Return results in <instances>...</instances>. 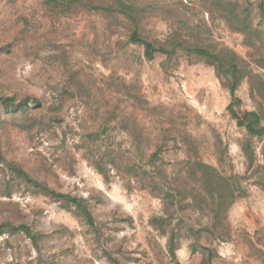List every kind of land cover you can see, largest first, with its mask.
<instances>
[{
    "label": "rangeland",
    "instance_id": "1",
    "mask_svg": "<svg viewBox=\"0 0 264 264\" xmlns=\"http://www.w3.org/2000/svg\"><path fill=\"white\" fill-rule=\"evenodd\" d=\"M109 1L0 0V46L13 45L10 53L0 55V94L42 102V108L28 118L3 117L0 141L5 158L59 192L84 197L97 226L93 230L73 210L14 179L0 163V220L25 223L43 234L37 246L22 232L0 234V264H112L106 251L121 264L202 263L201 252H192L195 239L189 227L199 229L208 217L188 201L165 206L114 167L113 161L141 158L145 163L147 158L115 121L112 110L120 94L112 78L181 113L179 118L197 139L204 161L225 174H243L247 168L241 149L245 130L227 110L230 94L214 66L185 52L146 59L142 46L128 42L126 22L94 6ZM142 1L161 8L143 19L142 31L148 39H168L176 22L188 41L212 50L231 49L246 62V69L264 80V69L253 62L254 49L224 21L212 19L201 0ZM259 93L252 95L245 78L237 89L242 100L237 110L258 109L264 104ZM56 101H63L60 120L51 123L48 118ZM104 120L107 132L100 129ZM92 131L101 135L90 140L87 135ZM173 137H166L161 154L168 167L183 156ZM218 137L226 150L222 161ZM254 141L257 160L264 163L263 143ZM100 157L110 170L108 182L92 165ZM7 181L10 195H6ZM160 216L167 217L169 229L178 226V262L168 252V234L151 223ZM229 220L231 239L218 241L204 233L198 245L217 249L213 264H262L256 249L264 250V191L248 184V195L234 203Z\"/></svg>",
    "mask_w": 264,
    "mask_h": 264
},
{
    "label": "trees",
    "instance_id": "2",
    "mask_svg": "<svg viewBox=\"0 0 264 264\" xmlns=\"http://www.w3.org/2000/svg\"><path fill=\"white\" fill-rule=\"evenodd\" d=\"M44 1L49 4L53 0ZM201 4L212 19H221L231 31L243 36L244 43L254 49V55L257 58L253 62L264 69V0H201ZM94 6L114 16L117 20L126 22L129 27L128 42L142 46L146 59L151 61L158 55L171 57L178 52L195 55L214 66L222 86L229 91L230 102L227 110L236 120L237 125L245 130V139L241 143V149L247 160V168L243 174L234 172L225 174L215 165L204 161L198 151L197 139L189 133L185 127L186 123L179 118L182 114L174 107L149 101L137 89L120 78L111 80V84L116 85V93L120 94L119 101L112 110L116 116L115 121L131 137L137 151L141 155L144 151L147 158L145 163H142L141 158L138 161H123L120 164L113 161L114 167L121 173L134 178L151 194L158 196L165 206L176 207L177 204L188 201L193 209L204 213L209 219L206 225L199 229L189 227V232L195 239L192 252H201L203 255L201 264H213L212 260L218 256L217 249L198 245L204 233L218 241L231 239L232 225L229 212L234 203L239 198L248 195V184H253L264 191V163L257 160L254 141L257 139L263 143L261 154L264 158V104L262 103L258 109L254 110L243 112L237 110L242 103L237 95L241 82L248 78L252 95L260 92L264 100V80L252 69H246V62L231 49L212 50L188 41L182 33H179L181 27H177L176 22L168 39L164 41L148 39L142 31L143 19L147 14H154L161 9L151 3L142 0H110L104 5ZM12 47L11 43L1 45L0 55L10 53ZM53 105L57 107L50 110L52 114L48 120L51 123L59 122L58 112L63 106V101H56ZM41 108L42 102L38 98L25 96L19 99L15 94H0V126L4 124V116L10 115L16 119H25L32 111H38ZM101 128L102 132H107L106 120L101 122ZM100 135V131H92L87 136L90 140H95ZM172 135H174L175 145L182 150L183 156L168 167L165 166V159L161 154L163 147L167 145L166 137ZM217 146L221 154L219 159L222 161V154L226 150H223L225 147L220 137L217 138ZM113 155L115 152L111 153V156ZM0 163L10 169L14 179L23 181L37 192L60 202L62 206L81 216L93 230L97 229L95 217L84 197L59 192L16 163L8 161L5 158L1 141ZM92 165L107 182L110 180V170L103 158H94ZM10 185L11 183L7 181L6 195H10ZM167 222V217L163 216L151 219V223L156 228H159L163 234H168V252L172 260L178 262L176 254L178 226L169 229L167 226L170 223ZM16 232L24 233L36 246L43 236L41 232L35 231L28 224L17 225L10 220H0V234ZM256 250L259 259L264 264V250ZM106 256L112 264H121L119 259L109 251H106Z\"/></svg>",
    "mask_w": 264,
    "mask_h": 264
}]
</instances>
